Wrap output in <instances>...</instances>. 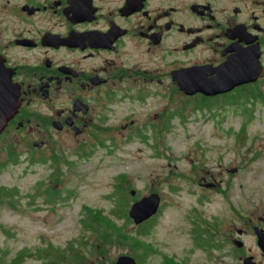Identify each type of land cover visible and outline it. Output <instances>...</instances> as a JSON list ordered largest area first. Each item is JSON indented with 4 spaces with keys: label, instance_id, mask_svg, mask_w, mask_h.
Listing matches in <instances>:
<instances>
[{
    "label": "flooded vegetation",
    "instance_id": "af4514ba",
    "mask_svg": "<svg viewBox=\"0 0 264 264\" xmlns=\"http://www.w3.org/2000/svg\"><path fill=\"white\" fill-rule=\"evenodd\" d=\"M231 59L251 61L254 71L261 69L256 81L210 96L180 88V74L196 70L211 80ZM247 88L264 92V0H0V103L5 98L10 106L15 91L20 102L0 139L26 133L33 154L64 135L85 141L118 132L129 140L154 139L178 116L182 121L183 111L225 108L227 97ZM164 96L168 100L162 109L147 111L152 101ZM176 99L180 105L173 109L171 100ZM141 115L142 127L128 135ZM59 157L50 155L54 163ZM30 162L45 159L31 157ZM151 193L159 195L160 206L156 215L139 224L142 246L127 245V251L109 257V247L98 246L100 262H84L80 256L69 264H116L124 255L144 264L157 253L144 240L163 202L161 193ZM256 228L263 233L264 228L253 226L263 260L241 239L243 229L231 239L229 255L225 233L221 241L216 232L194 229L193 239L207 255L203 264L221 263L228 256L234 264H246L247 258L264 264ZM40 260L44 264L43 257ZM162 264L194 263L164 256Z\"/></svg>",
    "mask_w": 264,
    "mask_h": 264
},
{
    "label": "rangeland",
    "instance_id": "374dc122",
    "mask_svg": "<svg viewBox=\"0 0 264 264\" xmlns=\"http://www.w3.org/2000/svg\"><path fill=\"white\" fill-rule=\"evenodd\" d=\"M239 93L251 97L255 92L247 88ZM258 95L263 99L240 100L236 107L185 110L182 121L178 116L172 126L162 127L148 140H129L118 132L85 141L64 135L33 154L26 133L3 136L0 187H15L19 194L15 207L0 202V255L4 256L0 264H41V257L44 264H69L80 261V256L84 262L98 263V246L109 247L108 257L123 253L126 244L104 241L91 228L89 210L108 216L122 227V234L140 238V225L127 222L125 215L134 199L151 192L161 193L163 202L144 238L157 253L144 264H162L164 256L205 263L207 255L197 247L194 229L216 232L221 241L226 235V255L231 239L243 229L241 239L263 260L253 232L254 225L264 228V92ZM167 100L164 96L152 101L147 111L162 109ZM171 103L173 109L180 105L177 99ZM143 120L139 116L128 135L137 133ZM55 153L60 157L54 163L50 155ZM31 157L45 162L31 163ZM199 182L216 187L205 188ZM118 184L126 189L124 206L115 197ZM48 188L58 194L50 198ZM87 220L90 225L83 222ZM234 263L228 256L215 264Z\"/></svg>",
    "mask_w": 264,
    "mask_h": 264
},
{
    "label": "water",
    "instance_id": "95a60500",
    "mask_svg": "<svg viewBox=\"0 0 264 264\" xmlns=\"http://www.w3.org/2000/svg\"><path fill=\"white\" fill-rule=\"evenodd\" d=\"M253 62L245 61V60H228L226 63L222 65L221 68L216 70V76L211 79H205L203 76L196 72V70H192L190 72H186L180 74L178 76V84L182 90H184L187 94H195L196 92H201L205 95H216L229 92L234 88L241 86L246 83L254 82L258 78L261 73V69L258 71H254L252 67ZM202 79L200 82L192 81ZM190 80V81H189ZM205 80V81H203ZM20 106V102L18 100V94L15 91L13 102L10 106L5 101L0 103V110L2 109L3 113L0 114V135L5 129L7 122L12 113H16ZM12 110V111H11ZM235 169H232L231 172H235ZM135 191H131L133 195ZM160 206V197L157 193H151L148 196L142 197L140 200L134 202L128 212L129 218L136 224L148 220L152 216L156 215ZM256 232L259 238V245L264 251V233L256 228ZM238 246H241V242H237ZM246 264H253L251 258H247L245 260ZM116 264H136L134 259L130 256L124 255L120 256L116 262Z\"/></svg>",
    "mask_w": 264,
    "mask_h": 264
},
{
    "label": "trees",
    "instance_id": "16d2710c",
    "mask_svg": "<svg viewBox=\"0 0 264 264\" xmlns=\"http://www.w3.org/2000/svg\"><path fill=\"white\" fill-rule=\"evenodd\" d=\"M257 96H259L260 98L263 99L262 96L256 94V93H252L251 97L253 98V100H258L259 98H257ZM250 96H248L246 93H237L235 95H231L229 97H227V104L228 105H233V106H237V104L239 103L240 100H250L251 98ZM252 100V101H253ZM249 102V101H248ZM201 111H205V108H203V106H201ZM215 109V108H214ZM208 111H213V109L211 107H209V109H207ZM250 119V118H249ZM243 132V131H242ZM11 160L14 163L18 162V159L16 156L11 155ZM124 176V175H123ZM122 176V177H123ZM119 183V182H118ZM117 186V190L115 193V197L119 198L120 200H122V194L126 193V189H122L119 187V184L116 185ZM47 194H49L50 198H53L55 195H57L58 193H56L55 191H53L52 189H49L46 191ZM19 194V191L17 188H7V187H0V202L4 201L6 204L15 207L14 201H15V197ZM121 204L124 206L126 205V203H124V201L122 200ZM94 224L91 225L92 229H95L98 231V234L102 237V239L104 241H111V240H115L117 242L126 244L128 246L131 247H135L138 248L139 246H142V242L140 241V238H138L137 235H130V234H122V227H118L115 222L110 219L108 216L103 215L101 212H96L95 214H93L91 212V210H89V215H88ZM125 218L127 220V222H129V220H131L129 218V215H125ZM86 225H90V222L87 221H83ZM87 222V223H86ZM148 232V230H147ZM7 234H10V231H6ZM54 249L53 247L50 248V252H53ZM4 261V256L0 255V263Z\"/></svg>",
    "mask_w": 264,
    "mask_h": 264
}]
</instances>
